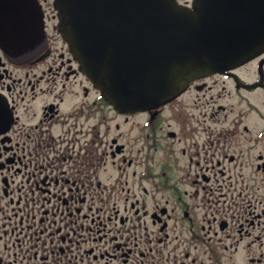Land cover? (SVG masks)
Wrapping results in <instances>:
<instances>
[{
    "label": "flooded vegetation",
    "instance_id": "1",
    "mask_svg": "<svg viewBox=\"0 0 264 264\" xmlns=\"http://www.w3.org/2000/svg\"><path fill=\"white\" fill-rule=\"evenodd\" d=\"M55 2L0 0V264H264V53L126 114Z\"/></svg>",
    "mask_w": 264,
    "mask_h": 264
},
{
    "label": "water",
    "instance_id": "2",
    "mask_svg": "<svg viewBox=\"0 0 264 264\" xmlns=\"http://www.w3.org/2000/svg\"><path fill=\"white\" fill-rule=\"evenodd\" d=\"M60 31L123 112L157 107L264 50V0H57ZM6 119L0 117V130Z\"/></svg>",
    "mask_w": 264,
    "mask_h": 264
}]
</instances>
